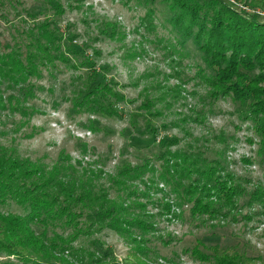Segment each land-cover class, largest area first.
<instances>
[{
  "label": "rangeland",
  "instance_id": "374dc122",
  "mask_svg": "<svg viewBox=\"0 0 264 264\" xmlns=\"http://www.w3.org/2000/svg\"><path fill=\"white\" fill-rule=\"evenodd\" d=\"M249 1L223 0L244 16L264 22V8L252 7ZM169 16L165 0H1L0 52L18 44L23 58L27 40L22 30L47 21L61 35L62 51L78 64L54 60L39 65L38 75L13 90L5 81L0 83L5 104L0 106V145L14 146L20 156L47 168L61 164L74 177H89L110 198L143 202L153 222L141 244L147 264H202L184 251L199 240L237 247L264 260V198L249 199L252 189L264 188V151L258 149L250 114L229 95L210 98L199 69L211 71L193 44L182 42L171 28ZM83 60L94 61V79ZM98 82H112L114 91L124 96L121 101L100 98L102 107H113L121 118L74 105ZM31 84L32 94L20 96L13 110L16 99L9 103L7 95H17L19 87ZM147 100L149 107L143 106ZM166 151L196 155L201 166L218 160L245 189L237 208L226 218L191 217V203L179 201L173 192L178 174L165 175ZM127 167L139 172H130L121 186L114 184L112 177ZM163 203L170 205V212L161 215ZM7 212L24 214L26 209L8 201L0 205V213ZM33 228L41 230L36 224ZM55 229L63 235L69 232ZM134 234L140 240L137 230ZM73 243L95 252L97 264H138L132 256L135 246L111 229L80 236ZM67 259L68 264H80ZM0 264L24 263L0 253Z\"/></svg>",
  "mask_w": 264,
  "mask_h": 264
},
{
  "label": "trees",
  "instance_id": "16d2710c",
  "mask_svg": "<svg viewBox=\"0 0 264 264\" xmlns=\"http://www.w3.org/2000/svg\"><path fill=\"white\" fill-rule=\"evenodd\" d=\"M138 1L148 4L155 0ZM165 1L170 11L171 28L179 34L182 42L193 44L205 67L211 71L206 73L203 68L199 69V75L209 87L210 98L229 95L244 106L258 136V149L264 151V22L244 16L223 0ZM249 3L252 7L264 8V0H250ZM55 5L56 12L61 13L59 4ZM26 14L33 17L31 12ZM23 32L27 40L23 58L18 44L6 45L9 51L0 52V83L5 81L8 89L25 84L28 77L39 74V65L54 60L77 66L78 63H73L62 51L61 35L50 22L35 21ZM67 52L81 53L74 49H67ZM81 64L88 67V75L94 79L97 74L94 61L83 60ZM112 85V82H98L74 105L86 106L89 110L101 109L108 116L121 118V112L108 105L102 107L100 103V98L124 99ZM31 87L32 84L19 87L17 95H7L9 103L16 99V103L11 104L13 110L17 109L14 105L19 103L20 96L27 99L32 94ZM149 103L147 100L143 106L149 107ZM4 105L0 97V106L3 108ZM166 152L165 175L170 171L178 174L173 192L179 201L191 203V217L226 218L237 208L236 201L245 189L218 160L201 166L196 155L189 156L182 151ZM132 171L138 169L127 167L112 177V182L121 186L124 177ZM192 174L194 178H191ZM163 178L166 180L167 176ZM187 178L190 182L184 183ZM249 196L251 202L261 200L264 188L255 187ZM8 201L25 208L26 212L0 213V253L14 256L24 264H68L67 258L80 264H97L99 259L95 252L76 247L73 242L80 236H90L105 228L114 230L130 246H135L132 256L136 257L138 264H147L143 259V253L147 251L141 244L143 234L153 228V222L149 220L152 215L146 211L143 202L110 198L107 190L104 187L96 189L89 177H74L61 164L47 168L40 162L20 156L14 146L0 145V205ZM132 206L139 211L135 212ZM161 206V215L170 212L168 203ZM35 224L41 227L39 232L33 228ZM56 227L67 228L69 232L63 235L56 231ZM135 230L141 234L138 235L140 240L135 237ZM184 251L202 264H256L260 261L259 257H251L237 247L206 245L200 240ZM258 264H264V260Z\"/></svg>",
  "mask_w": 264,
  "mask_h": 264
}]
</instances>
